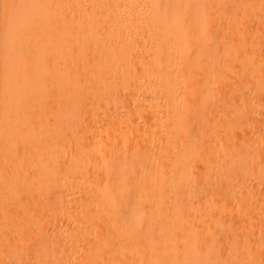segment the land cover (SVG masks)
<instances>
[{
    "label": "bare ground",
    "instance_id": "6f19581e",
    "mask_svg": "<svg viewBox=\"0 0 264 264\" xmlns=\"http://www.w3.org/2000/svg\"><path fill=\"white\" fill-rule=\"evenodd\" d=\"M0 264H264V0H0Z\"/></svg>",
    "mask_w": 264,
    "mask_h": 264
},
{
    "label": "rangeland",
    "instance_id": "374dc122",
    "mask_svg": "<svg viewBox=\"0 0 264 264\" xmlns=\"http://www.w3.org/2000/svg\"><path fill=\"white\" fill-rule=\"evenodd\" d=\"M116 139V137H114Z\"/></svg>",
    "mask_w": 264,
    "mask_h": 264
}]
</instances>
